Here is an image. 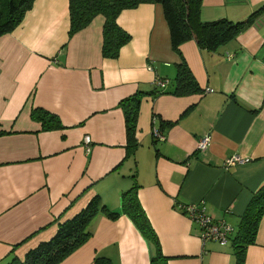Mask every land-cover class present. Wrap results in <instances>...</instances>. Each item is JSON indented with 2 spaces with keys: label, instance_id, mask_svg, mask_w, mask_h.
<instances>
[{
  "label": "crops",
  "instance_id": "1",
  "mask_svg": "<svg viewBox=\"0 0 264 264\" xmlns=\"http://www.w3.org/2000/svg\"><path fill=\"white\" fill-rule=\"evenodd\" d=\"M263 5L203 0L201 17L245 21ZM103 25L98 16L70 38L69 0H35L21 25L0 37V264L10 254L24 260L96 196L120 215H97L91 238L61 264H93L97 257L151 264L152 246L122 210L135 173L168 264H234L230 243H204L182 207L203 204L235 232L264 185V14L217 50L190 41L175 51L162 6L142 4L118 17L131 40L116 59L102 55ZM183 62L201 92L145 94L139 146L126 158L120 102L173 90ZM39 108L58 116L64 129L42 131L32 118ZM235 156L248 162L225 169ZM245 264H264V216Z\"/></svg>",
  "mask_w": 264,
  "mask_h": 264
},
{
  "label": "trees",
  "instance_id": "2",
  "mask_svg": "<svg viewBox=\"0 0 264 264\" xmlns=\"http://www.w3.org/2000/svg\"><path fill=\"white\" fill-rule=\"evenodd\" d=\"M34 1L0 0V37L14 32L21 25L27 12L32 9ZM202 3L203 0H69V37L72 38L87 28L98 16H102L104 18L102 55L104 58L116 59L121 49L131 40V36L118 25L120 14L142 4H155L162 6L170 30L171 45L175 51L190 41H194L201 49L214 51L250 29L256 19L264 14L263 5L245 21L234 22L223 18L205 22L201 17ZM175 82L173 90L164 92L155 88L150 93L137 92L120 102L119 107L125 118L126 158L132 157L139 146L136 137L138 116L145 94L167 93L187 96L201 92L185 62L179 65ZM32 118L42 125V131L64 129L60 118L46 110L40 108L32 110ZM158 133L155 132L153 135L158 136ZM3 135L5 133L0 132V137ZM130 178L133 185L121 196L123 214L132 220L152 246L154 253L151 264H168L169 258L162 253L158 236L138 199L140 186L137 183L136 173ZM99 214H106L111 220L117 219L120 215L110 211L103 203L102 198L96 196L75 218L60 224L57 233L50 241L41 243L36 249L28 252L24 260L10 254L8 260L2 264H61L88 242L92 236L90 227L94 218ZM263 216L264 185L253 194L241 216L237 230L233 231L229 238L234 264H245L247 250L256 243ZM93 264H112V262L106 257H97Z\"/></svg>",
  "mask_w": 264,
  "mask_h": 264
},
{
  "label": "built area",
  "instance_id": "3",
  "mask_svg": "<svg viewBox=\"0 0 264 264\" xmlns=\"http://www.w3.org/2000/svg\"><path fill=\"white\" fill-rule=\"evenodd\" d=\"M158 87L164 85V82L158 81L156 84ZM157 134V133H156ZM84 143L86 145L91 144L90 137L84 138ZM208 145V138L205 137L199 146V152H204ZM248 160H241L239 157L235 156L224 163V168L228 169L231 166L237 164L247 163ZM182 212L185 214L192 222L197 224L200 228V239L205 243L209 241H214L219 243L221 246H225L229 243V238L232 236L233 229L225 224L224 222H215L208 216L205 211L203 204H193L186 205L182 207Z\"/></svg>",
  "mask_w": 264,
  "mask_h": 264
}]
</instances>
